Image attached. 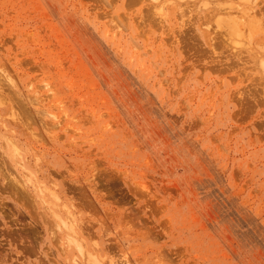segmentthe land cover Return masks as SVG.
<instances>
[{
  "label": "rangeland",
  "instance_id": "rangeland-1",
  "mask_svg": "<svg viewBox=\"0 0 264 264\" xmlns=\"http://www.w3.org/2000/svg\"><path fill=\"white\" fill-rule=\"evenodd\" d=\"M4 134L0 264H264V0H0Z\"/></svg>",
  "mask_w": 264,
  "mask_h": 264
},
{
  "label": "bare ground",
  "instance_id": "bare-ground-1",
  "mask_svg": "<svg viewBox=\"0 0 264 264\" xmlns=\"http://www.w3.org/2000/svg\"><path fill=\"white\" fill-rule=\"evenodd\" d=\"M254 1H256V0H254ZM250 3V2H249ZM251 3H252V1H251ZM256 3H258V1L256 2ZM251 14V13H250ZM243 16V15H242ZM256 16H258V15H256ZM260 16V15H259ZM262 19V18H261ZM260 22V21H259ZM261 25V24H260ZM263 25V24H262ZM252 39V38H251ZM258 44V43H257ZM15 113V112H14ZM12 116V115H11ZM7 130V129H6ZM8 135V134H7ZM4 138V139H3ZM16 144H14L13 143V141L9 138V136L7 137L6 136V134H4V135H1L0 136V150H2L3 152H5V153H10L9 154V157H10V159L12 160V162H13V164H19L18 166H20V168H19V170H20V179L21 180H19L21 183H22V186L23 185H26L28 182H30L31 184H32V181H31V178H29V176L26 174V172H25V167H24V165L21 163V162H19V160L17 159V157L19 158V154L17 153L18 151H19V149H17V147L15 146ZM2 154H4V153H2ZM21 157V156H20ZM21 159V158H20ZM3 163V162H2ZM23 165V166H22ZM19 178V177H18ZM17 183V182H16ZM20 183V184H21ZM29 183V184H30ZM41 187V186H40ZM39 188V187H38ZM41 189V188H40ZM40 189H38V192H41L42 190H40ZM43 196V195H42ZM43 198V197H42ZM41 201H43V199L41 200ZM47 210V209H46ZM50 210V209H49ZM52 213V215H54V211H51ZM59 214V213H58ZM58 214L56 215L55 214V216H54V218H56V219H58L59 218V216H58ZM56 216H58V218L56 217ZM53 217V216H52ZM61 219V218H60ZM59 219V220H60ZM55 220V219H54ZM59 220H57L58 222H59ZM62 220H64V219H62ZM61 220V221H62ZM66 220H68V219H65L61 224H62V228H64V229H66L65 231L66 232H68V229L69 228H72V227H66V226H68V225H66L67 223L69 224V222L68 221H66ZM57 222V223H58ZM67 222V223H66ZM64 224L66 225L65 227H64ZM55 226H57V224L55 225ZM58 229H59V223H58ZM60 230V229H59ZM73 229H69V232H68V234L70 235V231H72ZM66 236L64 237V238H66L67 237V234H65ZM71 236V235H70ZM65 240H67V239H65ZM68 241V242H67ZM66 242L68 243H66L65 242V244H67V245H69V244H71V243H73L74 245L76 244V249L77 250H79V252L83 255L82 257H80L79 258V256L77 257V258H74V257H76V256H72V258H74L73 260H71L72 261V264H104L103 262H101V260H99L94 254H92V253H90V252H87V254L82 250V246L79 244V243H76L75 242V240L73 239V237L71 236V237H68V240H67ZM69 247V246H68ZM63 248V247H62ZM62 250H64V249H62ZM66 251H67V249H65ZM64 253H66V252H64L63 251V254Z\"/></svg>",
  "mask_w": 264,
  "mask_h": 264
}]
</instances>
